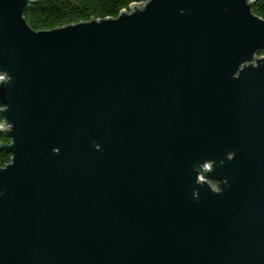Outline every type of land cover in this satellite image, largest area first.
<instances>
[{"label": "water", "instance_id": "1", "mask_svg": "<svg viewBox=\"0 0 264 264\" xmlns=\"http://www.w3.org/2000/svg\"><path fill=\"white\" fill-rule=\"evenodd\" d=\"M256 2L37 32L0 0V264H264Z\"/></svg>", "mask_w": 264, "mask_h": 264}, {"label": "trees", "instance_id": "2", "mask_svg": "<svg viewBox=\"0 0 264 264\" xmlns=\"http://www.w3.org/2000/svg\"><path fill=\"white\" fill-rule=\"evenodd\" d=\"M148 0H32L25 19L35 31H49L56 28L90 22L92 20L116 19L121 12L134 4ZM254 15L264 20V0H257L252 9ZM259 57H264V49ZM4 120L0 114V142L10 144L3 132ZM12 155L0 148V168L6 167Z\"/></svg>", "mask_w": 264, "mask_h": 264}, {"label": "built area", "instance_id": "3", "mask_svg": "<svg viewBox=\"0 0 264 264\" xmlns=\"http://www.w3.org/2000/svg\"><path fill=\"white\" fill-rule=\"evenodd\" d=\"M206 168L209 170L210 169L209 165H206Z\"/></svg>", "mask_w": 264, "mask_h": 264}]
</instances>
